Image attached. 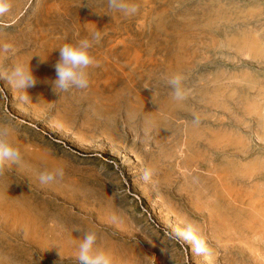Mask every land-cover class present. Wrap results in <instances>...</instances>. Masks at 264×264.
Listing matches in <instances>:
<instances>
[{"label":"rangeland","instance_id":"374dc122","mask_svg":"<svg viewBox=\"0 0 264 264\" xmlns=\"http://www.w3.org/2000/svg\"><path fill=\"white\" fill-rule=\"evenodd\" d=\"M130 2L134 16L107 0H11L0 16V44L15 49L0 69L30 65L37 78L26 101L0 81V123L15 128L23 156V167L0 172V203L47 210L40 240L16 231L0 259L77 264L79 228L97 233L114 264H264V0ZM97 31L90 86L54 93L58 48ZM176 74L189 93L182 102L167 84ZM232 132L244 150L218 145ZM227 165L248 172L228 183ZM56 168L63 179L42 186L39 174ZM187 224L211 255L173 237Z\"/></svg>","mask_w":264,"mask_h":264},{"label":"clouds","instance_id":"9594fccd","mask_svg":"<svg viewBox=\"0 0 264 264\" xmlns=\"http://www.w3.org/2000/svg\"><path fill=\"white\" fill-rule=\"evenodd\" d=\"M108 8L112 11L122 12L126 16H134L139 12V7L130 0H107ZM11 0H0V16L6 15L11 10ZM101 33L99 31L92 34L91 39L85 38L79 40L76 44H64L59 47V60L54 65L56 78L50 81L52 90L59 96L71 89L86 90L90 86L89 73L87 69L98 67L99 64L95 57L91 55L90 49L94 43H99ZM11 44H0V55L14 52ZM46 60V59H42ZM0 81H6L12 88L22 93L21 99H30L27 89L37 84V78L34 76L30 65L16 64L10 69H0ZM184 77L180 74L173 75L167 80L171 87L173 98L182 102L188 98V91L183 87ZM199 117H194L193 124H199ZM15 134V128L11 124L0 123V172L11 169L13 166L23 167V156L18 145L10 141V137ZM153 176L151 169H145L142 179L150 182ZM64 169L56 168L51 171L41 172L38 176L39 183L50 185L62 180ZM112 223L121 222V216L112 214L109 217ZM80 230L81 239L77 243V264H114L111 253L101 250L97 246L98 235L95 231ZM198 229L187 224L183 229H176L173 237L177 240L193 242L198 254L211 255V248L207 241L197 235Z\"/></svg>","mask_w":264,"mask_h":264},{"label":"crops","instance_id":"0c3cea01","mask_svg":"<svg viewBox=\"0 0 264 264\" xmlns=\"http://www.w3.org/2000/svg\"><path fill=\"white\" fill-rule=\"evenodd\" d=\"M219 137H220L219 139H217V137H214V138L217 139L218 145H219V141H222V144L220 147L222 148L223 151L227 150V149H231V147L235 148L236 150L238 149V147H240V150L242 151V150H244V149H242V147L243 148L246 147V145H245L246 144V138L243 137L242 135H240V136L238 135V137H237L234 132H232V133H221V135ZM257 140H259V141H257V143L263 142L262 144H264V137H262L261 135L257 136ZM258 144H260V143H258ZM245 150H246V148H245ZM254 160L256 161V162H254V163H256L255 167H258L257 166V160L258 159L254 158ZM226 168H227L226 173L228 175V179H227L228 183L231 182V180H232V178H234V176H238L241 172L244 173V175H245L246 170H247L243 167L242 168L241 167L240 168L239 167L234 168L231 165H227ZM247 172H248V170H247ZM224 177H225V173H224ZM15 200H17V198H15ZM26 205H28V204L27 203H23V204L20 203L17 205L15 204V205L10 206V205H7V202L0 203V217H2V219H1L2 221L0 222V231H1V229L3 230L0 233V246H2V242L9 241V240L14 241V240H12L14 238H11V237L15 236L16 231H20L23 233L22 240H24V241H26V240L32 241V240H36V239L40 240L39 237L41 236V233L45 232L46 227H40L41 223L38 225L37 220L44 218L46 216L45 211H47V210H46L45 206L41 207L40 204L37 207L31 206V208L26 207ZM217 206H219V205H217ZM214 207H215V205H214ZM15 209H17V210H15ZM51 210H52L51 211L52 214H56L59 218H61L63 216L62 213H56L55 209H51ZM67 215L70 216V214H67ZM13 225L16 228H17V225L18 226L24 225L25 229L24 230H21V229L16 230V229L12 228ZM51 228H54V227H51ZM65 229H66L65 234L67 236H70L73 233L72 228L67 226ZM12 231H13V233H12ZM60 246L63 247L64 245H60ZM10 257L11 256H9L8 252L6 251V253H4L2 258L0 259V264H10V261H8V259H7ZM17 257H19V256H17ZM11 263H13V262L11 261Z\"/></svg>","mask_w":264,"mask_h":264}]
</instances>
